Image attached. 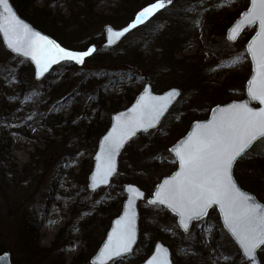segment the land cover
Returning a JSON list of instances; mask_svg holds the SVG:
<instances>
[{
	"label": "trees",
	"instance_id": "obj_1",
	"mask_svg": "<svg viewBox=\"0 0 264 264\" xmlns=\"http://www.w3.org/2000/svg\"><path fill=\"white\" fill-rule=\"evenodd\" d=\"M111 1L117 3L118 7L113 10L115 14L104 16L101 20L103 24L111 23L117 26L116 24L119 22L121 26L138 13L134 14L132 10L135 0ZM142 1V6L151 1L155 2V0ZM11 2L22 18L52 37L62 47L75 50H86L90 46L96 48L93 55L86 58L83 65L65 62L57 64L34 88H27L25 85L29 83L26 80V73L29 76L32 69L31 64L26 60L17 57L16 61L19 64L4 67V72L0 74L1 81H3L2 77L8 76L24 82V86L21 85L18 90L14 86H10L6 91L12 94L24 95H20V101L28 98L29 101L26 105V114L28 115L42 104L41 98L45 94L49 93L51 103L56 102L53 97L61 92L68 79L76 77L75 85L70 87L66 93L74 102L68 117L63 118L56 114H49L48 108L40 111L43 113L42 119L47 120V123L49 122V132H60L58 136H62L65 141L66 153L61 159V164L74 160L81 152L93 153L96 150L98 139L110 124L111 114L120 109L119 106L122 101L127 102L129 105L138 93V88L145 82H149L153 75L161 76L160 74H163L164 76L161 77H165L169 87L180 85L179 82L170 79L168 73L171 71L182 73L185 76L187 72L183 71L182 65L192 64L193 61L198 59L197 55H194L176 60L175 54L186 44L193 42L197 36L195 27H197V16L200 12L192 18L189 17L188 13L191 9L195 11L197 9L198 11L201 0H197L192 4L186 0H172V3L169 4L168 0H164L165 7L163 9L128 33L119 45L111 48L102 45L103 30L98 35L87 38V40L80 39L84 32L97 24L100 19L93 12L91 0H69V15L66 17L60 16L58 13L51 14L49 5L36 7L35 0H11ZM75 6L76 9H74ZM118 10L120 16L116 15ZM176 11H179L180 20L188 22L189 30L187 32L189 33L182 32L181 35L175 31L173 18L176 16ZM157 39L163 42L159 43L161 48L154 43V40L157 41ZM180 39L181 42H179ZM145 50H149L153 57L159 55V60L154 59L150 64H147L143 56ZM196 71L197 68L195 67L194 72L189 77H192V79L197 78ZM55 72L63 74L64 80L56 89H52L50 80L56 76ZM192 79L190 80L192 81ZM134 86L136 89L133 88ZM23 92L26 94H23ZM54 104L56 105L57 102ZM193 108L194 103L192 101L187 103L183 98H180L167 113L159 127L138 136V139L142 137L144 140L140 147L129 151L133 145V141L130 142L119 159L117 174L120 175V178L128 173L127 165L125 166L124 163V158L128 152H131L133 157L130 165L135 172L139 171V173L148 172V168L147 170L144 169L145 165L149 167L150 164L157 166L161 157H167L166 155L170 157V146L188 131L194 120L200 119L189 118L191 117L190 111ZM11 116H13L12 107L4 103L0 114V165L6 164L10 156L11 141L7 137L6 129L9 127ZM38 153L39 150H35L27 165L21 168L20 171L26 173L25 178L22 180L16 174L17 172L9 174L8 171L6 173L0 169L3 180L10 177L13 186L10 191V198L4 204L7 211L5 217L10 218L13 227L11 248H7L5 242H7L8 236L2 233L0 228V254L10 253L11 264H65L64 248L58 243V236L48 248L42 247L39 243V230L44 220V207L51 198V192L48 189L38 197L31 198V191H28L38 176V162L34 164L33 161L34 157L37 156L35 154ZM89 166L86 168L88 172L91 170L92 161H89ZM260 172L264 173V139H260L234 166V176L239 185L246 190L256 192L257 196L264 202V187L257 184L256 181L254 182ZM124 180L129 181L128 178ZM135 181L141 185V188L148 195L152 193L155 187V184L149 182H142L139 179ZM4 184L5 189L8 190L9 183L5 181ZM111 201V198L106 195L100 200H94L90 208L87 209V218L79 224L77 222L79 219L76 222H70V230L73 228L71 224L75 225L77 223L85 232L92 234L97 221L99 219L101 222L104 220L100 216L105 215L106 210L112 205ZM1 203L3 204V202ZM141 204L139 239L130 258L136 259L144 253H150L154 240L163 238L164 243L169 246L173 253L174 264H205V253L192 232L183 234L173 220L172 229L177 233V236H162L160 229L168 224L167 220L172 218L171 214L162 207H154L145 202ZM146 209L152 211L159 209L163 217L154 219ZM214 215L215 221L210 222V224L213 225L215 235L218 237L215 246L219 249V256L224 258L222 250L227 246L224 245L221 239L226 238L229 243L233 244V242L223 230L215 210ZM0 223L3 226L4 222L0 220ZM258 256L261 264H264V247L259 250ZM229 264L247 263L236 250V254L231 258Z\"/></svg>",
	"mask_w": 264,
	"mask_h": 264
},
{
	"label": "rangeland",
	"instance_id": "obj_2",
	"mask_svg": "<svg viewBox=\"0 0 264 264\" xmlns=\"http://www.w3.org/2000/svg\"><path fill=\"white\" fill-rule=\"evenodd\" d=\"M186 1H190V4H192L197 0ZM91 2L94 14L100 19L97 24L88 28L80 37V39L84 40L98 35L100 31L102 32L106 24H103L101 20L104 16L115 14L113 10L118 7L117 3L111 0H91ZM134 2L133 4L135 5L134 7L132 6V10L135 14L142 10L144 6H142V0H135ZM152 2L153 1L149 3ZM248 3L249 0H201V6L198 11L197 9L196 11L193 9L189 11L188 15L191 18L195 17V15L200 12L197 16V27H195L197 36L194 38L193 42L188 45L186 44L175 54V59L180 60L182 57H192L194 55H197L198 59L193 61V65L190 63L182 65L183 71L187 72L185 76L182 73L171 71L168 73V76L170 79L180 83V85H174L182 90L180 98H183L187 103L190 101L194 103V108L190 111V119H205L210 109L216 104L246 97L245 84L250 76L251 65L245 49V44L254 33L256 26L245 29L234 43L228 42L225 35L227 28L234 19L238 17V14L247 8ZM34 4L36 7H42L45 4L47 6L49 5V10L53 15L56 13L63 17L69 15V0H35ZM74 9H76V6ZM176 12V16L173 18L175 31L180 34L182 32H187L189 30L188 22L180 20L179 11ZM116 13L117 16L121 15L119 10ZM122 17L123 15L121 18ZM107 24L112 25L111 23ZM116 25L117 26H112L117 28L120 26V23L118 22ZM102 34H104V31ZM179 42H181V39ZM119 43L117 45H119ZM154 43L161 48L159 43L163 42L157 39V41L154 40ZM151 45H153V43H151ZM150 53L149 50H145L143 53L147 64H150L154 59H156V61L159 60V55L153 57ZM16 58V56L12 55L4 48L0 39V74L4 72V67L8 65L17 66L19 63L16 61ZM147 67L149 68L150 66ZM195 67L197 68V78L192 79L189 75L194 72ZM55 75L56 76L50 80L52 89H56L64 80L63 74L55 72ZM160 75L164 76L163 74ZM161 76L153 75L149 81L153 90L157 93H161L172 87H169L165 77L162 78ZM182 77L184 78L182 79ZM190 79H192V81ZM2 80L3 81H1L0 78V114L2 112V106L5 103V105L12 107L13 116L10 117V124L6 129L7 137L11 141L9 150L10 156L6 164L0 165V169L1 171H8L9 174L17 172L16 174L22 180L25 178L26 173L20 171L21 168L27 165L35 150H39V153L35 154L37 156L33 159L34 164L38 162V176L31 185V188L29 187L30 190L28 191H31V198L38 197L48 189H50L51 192V198L44 207V220L39 230V243L42 247L48 248L58 236L57 241L64 248L63 254L65 264H93L90 262V258L105 237L112 219L120 213L121 205L125 197L122 191V184L131 183L141 188V185L135 181L139 179L142 182H149L150 184L156 185L163 177L169 176L176 169L177 164L175 158L173 155H170V157L168 155H166L167 157H161L157 166H152L150 164L149 167L145 165L144 169L147 170L148 168V172L139 173V171L135 172L130 165L133 161V157L131 156L132 153L128 152L124 158L125 166L127 165V175H123L120 178V175L117 174L108 187L98 189L96 192H90L87 188V176L89 172L88 170L86 171V168L90 167L89 161H92L94 152H81L74 160L66 161L61 164V159L66 153L65 141L62 136H58L60 132H49V122L47 123V120L42 119L43 113L40 112L48 108L49 114H56L63 118L68 117L74 106V102L66 93L69 91L70 87L75 85L76 77L68 79L66 84L63 85L61 92H58V94L53 97L62 107H57V104H54L56 102L51 103L48 93L42 96V104L37 106L29 115L26 114V105L29 101L27 100L28 98L20 101L19 97L22 94H12L6 91L10 86H14V88L18 90L21 85L24 86V82L17 81L8 76L2 77ZM26 80L29 82L25 84L27 88H34L41 82L34 79L33 69H31V74L29 76H27L26 73ZM142 87L143 84L140 88H137L140 91ZM133 88L136 89L135 86ZM23 94L26 93L23 92ZM127 106V102L122 101L119 110ZM142 134L139 135L141 136ZM138 136L133 140V145L129 151L143 144V138L140 137L138 139ZM1 176L0 173V220L4 223L3 226L0 223V228L2 233L8 236L7 242H5L8 246L7 248H11L13 234L11 232L13 231V227L10 218L5 217L7 211L4 204L6 200L10 198V191L13 186L10 177L3 180ZM126 178H128L129 181H125L124 179ZM5 181L9 183L8 190L5 189ZM255 181L257 184L264 187V173H258L254 182ZM250 192L254 194L260 202L264 203L259 196H257L256 192ZM145 193L148 196L147 192ZM105 195L111 198L112 205L106 210L104 216H100V218L104 220L101 222L99 219L93 233L88 234L89 232H85L78 224L87 218L86 212L87 209L90 208L91 203L94 200H100ZM1 202H3V204ZM141 205L142 204H139L138 206L139 221L141 218ZM146 210L154 219H161L163 217L159 209L155 211L151 209ZM76 220H78V224H71L73 228L70 230L69 223L76 222ZM173 220L176 223L175 216L169 218L167 220L168 224L160 229L162 236H177V233L172 229ZM213 221H215V215L214 211L211 210L205 219L191 226L190 232H192L202 246L205 253V264H229L231 258L236 254V250L238 249L234 243H229L226 238H222L221 241L227 247L225 249L222 248L224 258L219 256V249L215 246L218 237L215 235L216 233L213 225L210 224V222ZM158 240L164 242L163 238H157L154 242ZM148 255L149 253H144L140 258L138 257L136 259L130 258V255L122 256L120 259L112 260L107 264H137L147 258Z\"/></svg>",
	"mask_w": 264,
	"mask_h": 264
},
{
	"label": "snow or ice",
	"instance_id": "obj_3",
	"mask_svg": "<svg viewBox=\"0 0 264 264\" xmlns=\"http://www.w3.org/2000/svg\"><path fill=\"white\" fill-rule=\"evenodd\" d=\"M168 3L171 4L172 0ZM164 7V0H155L144 6L123 30L113 32L109 29L108 43H112V36L123 37ZM244 16L247 26H259L256 36L247 46L256 73L248 83V95L264 105V0H251V7ZM239 28L237 25L233 32ZM0 33L11 52L29 57L34 62L37 78L61 62L83 65L86 58L96 51L94 46L86 50H69L33 31L17 17L8 0H0ZM178 95L177 90H171L165 96H153L145 88L144 94L128 112L114 118L112 129L104 136L100 152L95 157L96 171L91 177L93 191L99 185L108 184L116 171V157L125 142L137 131L155 127ZM57 107L62 105L57 102ZM260 139H264V107L254 110L246 104H231L214 110L211 119L198 123L187 138L172 149L179 170L156 188L148 204L154 207L162 205L170 210L179 218L185 232L189 230L191 221L200 220L208 209L218 207L224 227L239 245L243 256L249 262L255 261L257 251L264 246V207L237 187L233 180V165ZM127 191L130 195L124 214L115 221L101 250V257L109 260L129 253L136 241L134 205L143 193L134 187ZM163 251L157 246V254L146 264H163ZM100 264H104L103 259Z\"/></svg>",
	"mask_w": 264,
	"mask_h": 264
},
{
	"label": "water",
	"instance_id": "obj_4",
	"mask_svg": "<svg viewBox=\"0 0 264 264\" xmlns=\"http://www.w3.org/2000/svg\"><path fill=\"white\" fill-rule=\"evenodd\" d=\"M8 3H9V6L13 9V11L16 13L17 17H18L19 19H21L24 23L28 24L29 27H30L33 31L39 32L41 35L47 36L49 39L55 41L52 37H50V36L47 35L46 33L42 32L41 30L35 28L31 23H29L27 20H25L24 18H22V17L18 14V12L16 11V9L14 8V6H13L11 0H8ZM250 7H251V0H249L248 7H247L245 10H243V11L239 14V16H238V17H237V18H236V19L230 24V26L227 28V30H226V35H225V38H226V40H227L228 42H230V43H234V42L239 38V36L243 33V31H244L245 29H247V28H249V27L256 26V29H255L254 33L251 35V37L248 39V41H247V43H246V45H245V49H246L247 55H248V57H249L250 65H251L250 76L248 77V79H247V81H246V84H245V94H246V97H245V98H242V99H238V100H231V101L226 102V103H223V104H217V105L213 106V107L210 109L209 114H208V116H207L205 119H199V120H195V121H193L192 124H191V126H190V128H189V130L186 132V134H185L183 137L179 138V139H178L174 144H172V145L170 146V148H169V151L171 152V154H172L173 157L175 158V161H176V157H175L174 151H172V149H174L176 145H178V144L181 143L183 140H185V139L187 138V136L189 135V133L193 130V128H194L198 123H206L209 119H211L214 110H216V109H220V108H226V107H228V106L231 105V104H246L248 107H250V108H252V109H254V110H258L259 108L264 107V105H260L258 101H253V100L249 97V95H248V83H249V81L253 78V76H254L256 73H255V71H254L255 65L253 64V61H252L251 56L248 54L247 46H248V44L252 41V39L256 36L257 32L259 31V26H258V24H254V25H252V26H247V25H246V20H245L244 13L247 12L248 8H250ZM134 19H135V18H134ZM134 19H133L132 21L128 22L126 25L120 27V28H115V27H113V26L110 25V24H106V25H104V27H103V31H104V40H103V42H102V45H103L104 47H106V48H111V47L116 46V45L121 41V39H122L125 35H127L131 30H130L128 33H126L123 37H120V38H117V37H115V36H112V43L109 44V43H108V37L111 35V33L109 32V29H111L113 32H115V31H121V30H123V28L126 27L128 24L132 23V22L134 21ZM237 25H240V28H239L236 32H233V29L236 28ZM229 37H232V39H229ZM0 39H1V42H2V44H3V46H4V48H5L8 52H10L12 55H14V56H16V57H19V58H21V59H23V60L28 61V62L31 64V66H32V68H33V77H34V79L37 80V81L42 80L47 74H49V72L52 70V68L56 65V64H55V65H52L51 68L48 70V72L44 73L42 77L37 78V77L35 76V71H36V69H35V64H34V62H32L31 59H30L29 57L20 56V55H18V54H16V53L11 52V50L8 49L6 42L4 41V37H3V34H2V33H0ZM55 42L57 43V41H55ZM145 88H148V89H149V93H150L151 95H153V96H165V95H167L168 92L171 91V90H177V91L179 92V95L176 96V97L172 100L171 104L169 105V109H168V111H167V112L165 113V115L160 119V121L156 124L155 127L150 128V129H148L147 131L139 130V131H137V133L135 134V136L131 137L130 140H128V141L125 142L124 147L120 150L119 154H118L117 157H116V171H115V173L109 178V182H108V184H106V185H99V186L96 188V190L93 191V189H92V184H91V177H92L93 174H95V171H96V164H97V161H96L95 157H96L97 154L100 152V145H101V143L103 142V138H104V136H106V135L108 134V132L111 131V129H112V125H113V123L115 122V119H114V118H115L117 115H119L120 113H126V112H128V110H129L130 108H132V107L135 105V103H136V101L139 99V97H140L141 95L144 94V89H145ZM181 94H182V90H181L180 88H178V87H175V86H172V87H170V88H168V89L162 91L161 93H157V92H155V91L153 90L151 83L146 82V83L143 85L142 89H141V90L135 95V97H134V99L132 100V102H131L126 108L121 109V110H118L117 112H114V113L111 114V117H110V124H109L108 128L106 129V131H105V132L101 135V137L98 139L96 150H95V152H94V154H93V156H92V161H93V163H92L91 170H90V172L88 173V176H87V188H88V190H89L90 192H96L98 189H100V188H106V187H108V186L110 185L111 180L117 175L118 167H119V158H120V156H121L123 150L125 149L126 145H127L128 143H130L135 137H137V135H139V134H141V133H146V132H148V131H150V130H153V129H156L157 127H159V125L161 124L163 118L166 116V114L169 112V110L173 107V105L179 100ZM257 141H258V140H257ZM257 141H255V142L249 147V149H250V148H251V147H252ZM249 149H247L246 152H247ZM246 152H245V153H246ZM245 153H244V154H245ZM244 154H243V155H244ZM239 158H240V157H239ZM239 158H238V159H239ZM238 159H237V161H238ZM237 161H235V162H234V165H233V180H234V182L236 183L237 187H238V188H239V189H240L245 195L251 196L252 199H253V201H255L257 204H259V205H261L262 207H264V203L260 202V201L257 199V197H256L254 194H252L250 191L245 190L243 187H241V186L239 185V183L237 182V180L235 179V176H234V166H235V163H236ZM176 164H177V165H176V169H175V170H174L169 176H165V177H163L162 180H161L159 183H157V184L155 185V188H154L152 194L156 191V188H157L161 183H163V181H164L165 179L171 177L172 175L175 174L176 171L179 170V164H178L177 161H176ZM129 187H134V188H136L137 191L143 193V197L140 198V199H138V200H136V201H135V205H134V211H135V214H136V220H135V225H136V241H135V243H134L133 246H132V250H131L129 253H125L123 256H127V255L131 254V253L133 252V250H134L135 245H136L137 242H138V238H139V225H138V222H139V211H138V205H139V203L142 202V201H146V203L148 204V200L152 198V194H151L150 196L146 197L145 191H144L143 189H141L140 187H138L137 185H135V184H131V183H124V184L122 185V190H123V193H124V196H125V197H124L123 202H122V205H121L120 213H119L115 218L112 219V221H111V223H110V226H109V228H108V230H107V232H106V234H105L104 239H103L102 242L100 243V245H99V247L97 248V250L95 251V253H94V254L92 255V257L90 258V262L93 263V264H100V260H101V259H103L104 264H107V263H109V262L112 261V260L120 259V258L122 257V256H121V257H113V259L109 260L107 257H101V250L103 249L104 244L107 242L108 234L111 232L112 228L115 226V221H116L117 219H119V218L124 214V209H125V207L127 206V200H128L129 195H130V194L128 193V191H127V189H128ZM158 206H159V207H162V208H164V209H166L167 211H169V213H171L172 215H174L170 210H168V209L165 208L164 206H162V205H158ZM212 209H215V210L217 211V214H218V216H219V220H220V223H221L223 229H224L225 232L229 235V237H230L231 240L234 242V244L237 246V248H238V250H239L241 256H242L243 259L247 262V264H260V260H259V257H258V251H259V250L257 251V254H256L257 259H256L255 261H251V262H249V261H247V258H245V257L243 256L242 250L239 249V245L236 244L234 238L231 237L230 233H228L227 229L224 227V224H223V217H222V215L220 214V212H219V208H218V207L213 206V208L208 209L206 215H205L204 217H202L201 219L206 218L207 215H208V213H209V211H211ZM174 216H175V215H174ZM175 217H176V216H175ZM201 219H200V220H201ZM198 221H199V220H198ZM193 222H197V221H191V222L189 223V230H190V228H191ZM176 223H177V226L179 227V229H180L184 234H186V233L189 232V230H188L187 232H185L184 229L180 226V224H179V218H178V217H176ZM157 246H159L161 249L164 250L163 253L161 254V255L163 256V264H173V263H172V259H171V251H170L169 247H168L167 245H165V244H164L162 241H160V240L154 242L153 247H152V250H151V252L149 253V255L147 256V258H145V259H144L143 261H141V262H138L137 264H146V261H147V260L151 259V257H152L153 255H156V254H157V253H156V248H157ZM262 247H264V246H262ZM0 264H11L10 253H8V252H4V253L0 254Z\"/></svg>",
	"mask_w": 264,
	"mask_h": 264
},
{
	"label": "bare ground",
	"instance_id": "obj_5",
	"mask_svg": "<svg viewBox=\"0 0 264 264\" xmlns=\"http://www.w3.org/2000/svg\"><path fill=\"white\" fill-rule=\"evenodd\" d=\"M155 14H156V13H155ZM135 16H136V15H135ZM135 16H134V18H135ZM134 18H133V19H134ZM133 19H131L130 21H132ZM130 21H128V22H130ZM128 22H127V23H128ZM127 23H125L124 25H126ZM124 25H122V26H124ZM140 25H141V24H140ZM140 25H138V26H140ZM122 26H119V27H117V28H120V27H122ZM138 26H137V27H138ZM115 28H116V27H115ZM133 30H134V29H132L130 32H132ZM130 32H129V33H130Z\"/></svg>",
	"mask_w": 264,
	"mask_h": 264
}]
</instances>
